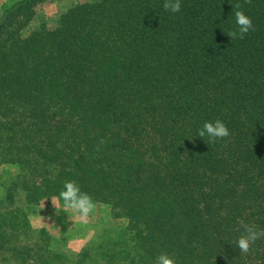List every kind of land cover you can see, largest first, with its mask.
Masks as SVG:
<instances>
[{
	"label": "trees",
	"instance_id": "1",
	"mask_svg": "<svg viewBox=\"0 0 264 264\" xmlns=\"http://www.w3.org/2000/svg\"><path fill=\"white\" fill-rule=\"evenodd\" d=\"M40 1L0 17V164L20 169L0 204L75 181L127 220L102 261L71 264H264V236L236 247L264 232V0H85L32 29ZM238 10L254 30L232 38ZM216 119L229 136H196Z\"/></svg>",
	"mask_w": 264,
	"mask_h": 264
},
{
	"label": "rangeland",
	"instance_id": "2",
	"mask_svg": "<svg viewBox=\"0 0 264 264\" xmlns=\"http://www.w3.org/2000/svg\"><path fill=\"white\" fill-rule=\"evenodd\" d=\"M18 1L0 0V17ZM80 1L85 0H41L36 6L30 28L40 24L53 28L59 15ZM19 174L17 166L0 164V199H4L12 182L17 183ZM11 191V201L6 199L0 204V264H19L26 250L25 264H37L42 260L50 264H71L85 251L88 252V263L99 262L102 261L99 256L101 251L117 247L114 243L120 242V237L128 240L127 220L112 214L108 205L94 202L93 211L82 219L74 210L65 208L58 197L35 205L26 202L25 193L19 185ZM15 208L26 215L28 226L25 230L16 231L17 224L12 227L3 225L9 220L10 209Z\"/></svg>",
	"mask_w": 264,
	"mask_h": 264
},
{
	"label": "clouds",
	"instance_id": "3",
	"mask_svg": "<svg viewBox=\"0 0 264 264\" xmlns=\"http://www.w3.org/2000/svg\"><path fill=\"white\" fill-rule=\"evenodd\" d=\"M163 7L170 13H179L181 10V0H165ZM234 16L236 30L230 32L229 36L232 38H243L250 30H254L251 17L246 15L244 11H235ZM229 135L228 127L219 119L206 121L196 133V136L201 138L207 136L212 140ZM57 199L62 200L65 208L74 210L82 219L88 217L94 209V202L91 196L83 192L75 181H66ZM243 227L244 233L237 239L236 247L241 252L247 253L250 246L261 236H264V232H261L254 226L244 225ZM155 264H178V262L167 253H162L155 258Z\"/></svg>",
	"mask_w": 264,
	"mask_h": 264
}]
</instances>
